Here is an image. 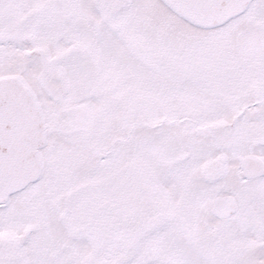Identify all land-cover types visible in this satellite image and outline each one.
<instances>
[{
	"label": "snow or ice",
	"instance_id": "1",
	"mask_svg": "<svg viewBox=\"0 0 264 264\" xmlns=\"http://www.w3.org/2000/svg\"><path fill=\"white\" fill-rule=\"evenodd\" d=\"M0 264H264V0H0Z\"/></svg>",
	"mask_w": 264,
	"mask_h": 264
}]
</instances>
